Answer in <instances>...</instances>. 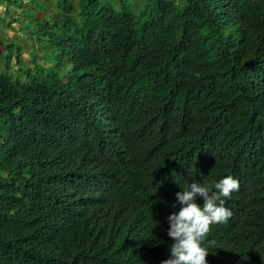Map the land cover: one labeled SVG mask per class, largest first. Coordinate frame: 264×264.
Segmentation results:
<instances>
[{
    "label": "trees",
    "instance_id": "trees-1",
    "mask_svg": "<svg viewBox=\"0 0 264 264\" xmlns=\"http://www.w3.org/2000/svg\"><path fill=\"white\" fill-rule=\"evenodd\" d=\"M6 3L0 12V264H161L166 259L154 258V248L169 228L162 229L161 218L167 223L172 213L152 203L167 198L173 179L214 188L231 173L243 187L224 198L232 212L226 224L243 237L216 226L202 242L207 264H264V131L257 135L247 124L254 111L240 93L229 51L264 63V0ZM27 4L30 10L13 15L12 6ZM3 26L14 35L7 38ZM72 50L97 66L108 65L111 52H130L127 136L143 140L134 159L113 156L98 126L82 120L67 131L61 126L80 116L74 107L80 92L69 100L58 96L56 76L41 71L37 57ZM13 51L22 65L14 73L8 70ZM23 52L33 68L24 66ZM114 110L121 116L125 104ZM176 128L179 135L165 134ZM200 138H227L233 153L205 151ZM152 208L161 215L152 217ZM134 212L147 216L145 228L138 229Z\"/></svg>",
    "mask_w": 264,
    "mask_h": 264
},
{
    "label": "clouds",
    "instance_id": "clouds-1",
    "mask_svg": "<svg viewBox=\"0 0 264 264\" xmlns=\"http://www.w3.org/2000/svg\"><path fill=\"white\" fill-rule=\"evenodd\" d=\"M229 51L231 53L230 67L238 79L240 93L249 99L251 110L254 111V116L251 112L249 113L251 118H254L247 124L259 135L264 131V63L259 64L249 60L241 55L237 48L231 47ZM15 55L16 51H13L8 63V70L12 73L22 67L16 61ZM38 59L42 60L38 61ZM23 62L26 67H34V62L30 60V55L27 53L23 56ZM37 62L41 64V71H49L51 75L56 76L58 96L69 100L73 90L80 92L79 99L74 105L75 111L79 110L80 116L61 125L65 131L77 120L85 121L91 126H98L111 142L113 156L120 160L134 159L143 140L132 141L127 136V131L131 127L130 117L127 118L131 114V71L135 70L131 66L130 52H111L108 65L97 66L76 51H65L50 57H43L41 52ZM49 95L53 96V94ZM55 101L58 104L61 103L58 98ZM117 102L125 104V110L121 112V116L114 110L117 108ZM224 109L227 112L226 106ZM258 116L262 117L257 118ZM126 118L127 122H125ZM179 130L176 128L173 134L168 132L165 134L177 136ZM198 145L205 151L218 156L228 157L233 153L227 138H212L205 141L200 138ZM240 187L242 190L243 184L234 173L216 182L214 188L199 181L185 183L177 179L171 180L167 198L156 199V202L152 203L164 209L163 213L166 211L172 213L167 223L161 218L162 229L165 225H169V228L163 230L161 235L158 234L154 258L166 259L161 264H207L206 257L209 251L202 247V242L208 235L211 236L216 226L227 225L232 212L224 206V198H230L231 194L234 191L237 193ZM247 201L250 205L255 204L251 198ZM160 215L152 208V217ZM133 216L140 225L138 229L147 226L146 221L149 220L146 215L134 212ZM225 227L232 230L229 225ZM232 231L236 240L242 239L243 236L240 233Z\"/></svg>",
    "mask_w": 264,
    "mask_h": 264
},
{
    "label": "rangeland",
    "instance_id": "rangeland-1",
    "mask_svg": "<svg viewBox=\"0 0 264 264\" xmlns=\"http://www.w3.org/2000/svg\"><path fill=\"white\" fill-rule=\"evenodd\" d=\"M4 2H1V4H0V12L1 13H3V11H4V7H5V5L7 4L6 3V0H3ZM30 8H32V7H30L28 4L27 5H24V6H21V7H19V6H12L11 7V9L13 10V9H16L15 11H14V16H18V17H20V16H22L21 14L24 12V11H27V10H30ZM40 13H43L42 11H40ZM12 17V16H11ZM18 17H17V19H18ZM9 19H10V17H9ZM10 24H11V26H13V27H16L17 25H18V22L17 21H15V22H10ZM1 30L3 31L4 30V32L6 33V35H7V37H11L12 35H13V33H14V31L12 30V29H10L9 27H7V26H3V27H1ZM23 54V56H25V52H23L22 53ZM42 59H38V61H41Z\"/></svg>",
    "mask_w": 264,
    "mask_h": 264
}]
</instances>
